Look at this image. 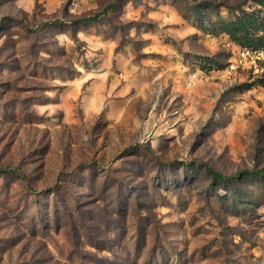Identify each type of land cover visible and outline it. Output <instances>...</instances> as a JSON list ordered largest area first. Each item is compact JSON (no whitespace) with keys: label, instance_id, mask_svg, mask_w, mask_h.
<instances>
[{"label":"rangeland","instance_id":"obj_1","mask_svg":"<svg viewBox=\"0 0 264 264\" xmlns=\"http://www.w3.org/2000/svg\"><path fill=\"white\" fill-rule=\"evenodd\" d=\"M260 1L0 0V264H264Z\"/></svg>","mask_w":264,"mask_h":264},{"label":"trees","instance_id":"obj_2","mask_svg":"<svg viewBox=\"0 0 264 264\" xmlns=\"http://www.w3.org/2000/svg\"><path fill=\"white\" fill-rule=\"evenodd\" d=\"M259 6L261 7L259 13H248L241 10L242 6H238L237 8H239L240 11L237 17L228 22H221L219 28L223 33L227 34L233 42L240 46L254 50H264V0L259 2ZM261 13H263V16ZM98 18L99 15H94L88 17L85 21H95ZM250 86H252V84H249V87ZM206 169L211 173L215 182L220 180L231 181L234 178L227 177L210 166H206ZM245 173L264 176V170H254L252 172H244V174ZM212 186L215 187L216 183H213Z\"/></svg>","mask_w":264,"mask_h":264},{"label":"built area","instance_id":"obj_3","mask_svg":"<svg viewBox=\"0 0 264 264\" xmlns=\"http://www.w3.org/2000/svg\"><path fill=\"white\" fill-rule=\"evenodd\" d=\"M240 61L242 60H248L249 58H252L253 56H255V58L259 59L260 57L262 58V56H264V50L262 49H258V50H254L251 48H247V47H240L238 49V53H237Z\"/></svg>","mask_w":264,"mask_h":264}]
</instances>
